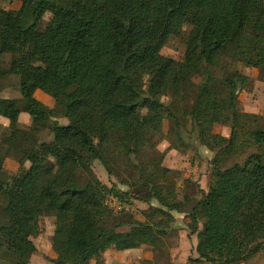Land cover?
Returning a JSON list of instances; mask_svg holds the SVG:
<instances>
[{
	"label": "trees",
	"instance_id": "16d2710c",
	"mask_svg": "<svg viewBox=\"0 0 264 264\" xmlns=\"http://www.w3.org/2000/svg\"><path fill=\"white\" fill-rule=\"evenodd\" d=\"M18 2L15 10L0 8V58L11 56L8 71L0 62V82L6 74L17 76L23 100L20 108L18 101L0 98V117L12 131L6 143L13 147L28 136L18 127L22 112L34 130L48 128L53 140L15 148L24 175L10 182L0 179L7 221L0 225V254L12 264H27L36 249L31 236L43 216L56 219L53 264H90L106 246L118 252L155 249L170 213L184 212L174 187L167 179L159 183L169 169L156 165L155 173H149L141 200L159 207L145 222L111 211L105 200L113 190L97 179L82 182L80 175L90 174L95 161L105 168L121 161L134 166L151 150L163 121L175 120L162 101L170 91L182 100L195 96L187 113L193 131L186 135L215 153L213 182L188 214L197 238V258L189 261L242 264L264 251V130L252 128L257 116L236 112L237 95L248 77L224 69L220 78L213 74L223 59L250 66L254 54L264 49V0ZM185 27L184 60L161 55L170 37ZM198 72L203 79L194 91ZM37 90L54 100L59 113L36 100ZM227 110L232 111L228 138L211 131L215 118ZM56 113L69 123L46 126ZM96 141L112 148L101 151ZM251 145L258 152L242 164L219 167ZM5 158L0 157V171ZM123 227L129 231L119 232ZM4 234L19 239L14 249L5 248Z\"/></svg>",
	"mask_w": 264,
	"mask_h": 264
},
{
	"label": "rangeland",
	"instance_id": "374dc122",
	"mask_svg": "<svg viewBox=\"0 0 264 264\" xmlns=\"http://www.w3.org/2000/svg\"><path fill=\"white\" fill-rule=\"evenodd\" d=\"M19 7L18 0H6L0 2V8L5 10H15ZM50 19V15L45 16L44 24ZM189 33V27H185L179 36H172L161 50V55L181 62L184 60L186 39ZM3 71H8L11 56L3 55L0 58ZM264 63V49L258 50L252 59L250 66L237 61L223 59L220 67L213 70L215 78L221 77V71H233L242 74L249 79L247 86L242 88L237 95L236 112L247 113L257 116L252 128L264 130V81L262 79V68ZM203 79V73L198 72L193 78V90L197 91ZM0 98L14 99L18 101L21 108L23 106L22 96L19 91V78L17 76L6 74L0 82ZM195 96L191 94L184 100L175 96L174 92H168L162 101L172 109L174 118H167L163 121L160 134L151 142V150L147 151L141 159L133 161L134 166L121 161L119 166L110 164L105 168L99 162L91 164L90 174H82V182L89 179H97L107 188L113 190V195H109L106 200V206L120 215H123L131 221L145 222L146 216L151 214L153 209L158 206L156 201L150 200L144 202L143 189L145 183L149 180V173L154 174L156 165L159 168H167L171 172L167 178L159 183H165L174 187L177 201L184 204L183 213L171 212L172 219L165 227L164 234L159 236L158 246L151 249L144 246L141 251L127 252L124 254V260L132 264H194L189 261L197 257L195 247L197 244L196 234L190 227V218L188 216L191 209L203 197L209 186L213 182L212 159L214 152L201 146L194 137H189L188 133L193 131V124L190 116L187 115L189 109L194 107ZM51 101V100H50ZM48 108H54L58 112L54 100L49 104H44ZM56 113L54 118L46 122L47 125H67L69 121ZM18 127L28 136L19 139L14 146L6 143L7 137L12 131L9 128L7 120H0V157L6 156L0 179L10 182L15 177L24 175V168L20 167L15 156L18 155L16 149H27L41 142L49 143L53 140V134L48 128L34 130L32 120L27 113H21L18 119ZM232 128V111L227 110L221 116H217L212 125L211 131L215 135L228 138ZM177 133H180L181 138ZM24 139H26L24 141ZM101 151L110 150V143L101 144L96 141ZM16 148V149H15ZM255 146H244L242 152L223 159L220 164L221 169H226L234 164H242L245 159L254 153H257ZM25 168L28 165L24 164ZM139 166V167H138ZM138 167V168H134ZM118 192L117 196L114 193ZM105 200V202H106ZM4 200L0 198V225H6V216L3 213ZM165 218H162V221ZM56 219L53 216H43L40 219L39 228L31 236L35 251L30 254V264H44L49 261V256L55 253L57 240L54 236ZM129 227L119 229V232H128ZM1 241L5 248L14 249L19 243V239L11 238L9 235H2ZM109 258H115L118 253L111 246L103 253ZM102 255V254H101ZM151 257V261H146V257ZM0 264H12L10 258H5L0 254ZM249 264H264V251L257 254Z\"/></svg>",
	"mask_w": 264,
	"mask_h": 264
},
{
	"label": "crops",
	"instance_id": "0c3cea01",
	"mask_svg": "<svg viewBox=\"0 0 264 264\" xmlns=\"http://www.w3.org/2000/svg\"><path fill=\"white\" fill-rule=\"evenodd\" d=\"M34 97L36 98V100H38L40 103H42L43 105L44 104H49L51 101H52V98L49 97L48 95L44 94L43 92L37 90L35 91L34 93ZM3 99H8V98H3ZM51 100V101H50ZM21 115V114H20ZM0 120H6L2 117H0ZM8 121V120H7ZM5 166V164H4ZM28 168V165H26ZM4 168V167H3ZM6 246V245H5ZM144 246L138 248V249H134V250H128V251H123V252H118L115 250L116 253H118L119 255H117L115 258H109L107 255H106V252L103 253V251L107 250L109 247H104L100 250V252L94 256L92 258V260L90 261V264H132V263H127L124 259V254H126L127 252H137V251H141V249L143 248ZM102 254V255H101ZM29 258H30V254L27 256L26 258V263L27 264H30V261H29ZM56 258V254L53 253L51 256H49V261H47L46 263L44 264H53L51 261L54 260ZM197 258V257H196ZM194 258V259H196ZM254 258V257H253ZM252 258V259H253ZM250 259L249 261L245 262V263H242V264H249V262L252 260ZM146 261H151V257H146L145 258ZM201 264H208V263H201Z\"/></svg>",
	"mask_w": 264,
	"mask_h": 264
},
{
	"label": "built area",
	"instance_id": "2783aa9c",
	"mask_svg": "<svg viewBox=\"0 0 264 264\" xmlns=\"http://www.w3.org/2000/svg\"><path fill=\"white\" fill-rule=\"evenodd\" d=\"M107 202H109V201L106 200L105 204H106Z\"/></svg>",
	"mask_w": 264,
	"mask_h": 264
}]
</instances>
